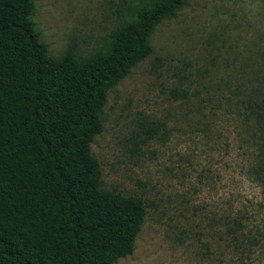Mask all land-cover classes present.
I'll return each instance as SVG.
<instances>
[{
  "label": "rangeland",
  "instance_id": "obj_1",
  "mask_svg": "<svg viewBox=\"0 0 264 264\" xmlns=\"http://www.w3.org/2000/svg\"><path fill=\"white\" fill-rule=\"evenodd\" d=\"M142 1L32 0L31 19L49 57H88ZM150 46L108 91L90 146L101 188L145 206L116 264H264L261 139L241 104L264 91V0H187ZM233 222L257 241L243 257Z\"/></svg>",
  "mask_w": 264,
  "mask_h": 264
},
{
  "label": "trees",
  "instance_id": "obj_2",
  "mask_svg": "<svg viewBox=\"0 0 264 264\" xmlns=\"http://www.w3.org/2000/svg\"><path fill=\"white\" fill-rule=\"evenodd\" d=\"M186 3L142 1L98 52L52 58L32 0H0V264H116L133 253L145 206L101 188L90 146L108 91L152 53L155 28ZM241 104L261 139L254 174L264 194V91ZM233 223L231 245L248 255L257 241L237 237Z\"/></svg>",
  "mask_w": 264,
  "mask_h": 264
}]
</instances>
